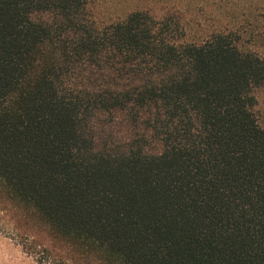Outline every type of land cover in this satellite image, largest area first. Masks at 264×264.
Instances as JSON below:
<instances>
[{
    "label": "trees",
    "instance_id": "obj_1",
    "mask_svg": "<svg viewBox=\"0 0 264 264\" xmlns=\"http://www.w3.org/2000/svg\"><path fill=\"white\" fill-rule=\"evenodd\" d=\"M95 1L0 0L9 233L37 264H264V57Z\"/></svg>",
    "mask_w": 264,
    "mask_h": 264
},
{
    "label": "rangeland",
    "instance_id": "obj_2",
    "mask_svg": "<svg viewBox=\"0 0 264 264\" xmlns=\"http://www.w3.org/2000/svg\"><path fill=\"white\" fill-rule=\"evenodd\" d=\"M95 4L104 19L122 18L138 7H173L184 14L192 36L200 37L214 28L233 29L242 35L246 48L264 57V0H96ZM257 100L258 121L264 127V86ZM7 226L0 213V264H37Z\"/></svg>",
    "mask_w": 264,
    "mask_h": 264
}]
</instances>
